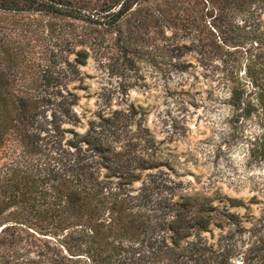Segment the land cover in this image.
Here are the masks:
<instances>
[{
  "label": "trees",
  "instance_id": "1",
  "mask_svg": "<svg viewBox=\"0 0 264 264\" xmlns=\"http://www.w3.org/2000/svg\"><path fill=\"white\" fill-rule=\"evenodd\" d=\"M181 1L0 0V22L54 15L118 33L122 22L132 30L173 23L191 32L193 18L183 13L191 0ZM199 1L225 20L216 27L218 40L240 47L256 86L264 68V0ZM241 12L248 15L242 25L235 20ZM87 27L71 35L81 46L72 59L60 54L27 79L13 67L20 52L0 33V264H68L74 256L87 264H236L239 257L264 264V239L243 250L235 238L243 229L239 214L221 210L209 195L183 191L163 169L173 164L154 140L129 133L130 111L99 113L79 130L72 81L86 62L83 44L97 39ZM207 46L195 36L159 42L155 57L175 70L184 64L182 47L209 57ZM231 92L240 105L237 88ZM260 151L264 158V145Z\"/></svg>",
  "mask_w": 264,
  "mask_h": 264
},
{
  "label": "rangeland",
  "instance_id": "2",
  "mask_svg": "<svg viewBox=\"0 0 264 264\" xmlns=\"http://www.w3.org/2000/svg\"><path fill=\"white\" fill-rule=\"evenodd\" d=\"M181 2L186 4V0ZM189 5L191 10L183 13L193 18L191 32L173 23L132 30L122 22L123 31L118 33L45 15L7 17L0 22V33L7 34L20 52L22 58L13 67H20L19 76L27 79L41 73L43 63L60 54L70 53L72 59L81 46L71 35L87 27L97 39L83 44L88 52L86 62L72 81L79 95L74 106L81 117L79 130L84 131L89 119L99 113L130 111L126 116L129 133L139 132L154 140L156 151L173 164L172 169H163L182 183L183 191L209 195L221 210L228 207L239 214L243 229L235 232V238L245 250L260 237L264 239V158L260 154L264 145V68L256 72L255 86L240 47L218 40L216 27L225 20L215 18L217 11L211 13L208 4L199 0H191ZM247 19V13L241 12L235 20L242 25ZM193 36L214 54L202 57L197 50L182 47L179 58L184 64L175 70L156 59L159 42L189 43ZM233 88L238 90L240 105L231 100ZM217 233L215 230L214 240ZM76 257L68 264H87L82 258L75 261ZM234 261L242 264L240 257Z\"/></svg>",
  "mask_w": 264,
  "mask_h": 264
}]
</instances>
